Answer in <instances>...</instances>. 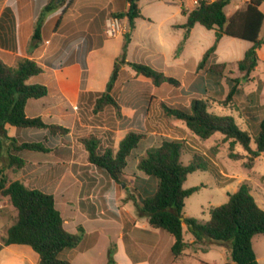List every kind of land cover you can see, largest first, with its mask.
Returning a JSON list of instances; mask_svg holds the SVG:
<instances>
[{
  "label": "trees",
  "instance_id": "1",
  "mask_svg": "<svg viewBox=\"0 0 264 264\" xmlns=\"http://www.w3.org/2000/svg\"><path fill=\"white\" fill-rule=\"evenodd\" d=\"M129 5L128 11L120 17L127 18L130 31L124 35V43L120 56L116 59L106 90L98 92L93 110L98 113L106 108L121 111L120 104L112 91L119 78V61L128 65L138 76L149 79L156 87L164 83L179 87L181 81L167 76L164 72L142 62H127V48L131 42V31L136 27V19L145 18L139 7V0H124ZM67 2L71 6L73 0H49L42 9L32 36V43L42 41V27L49 13ZM233 0H198L194 9L187 12V22L182 26L186 30L184 39L179 44V54L189 38L191 30L199 24L207 30L215 31L214 44L203 54L197 69L196 77L190 86L183 91L192 96L189 105L163 104V110L172 118L185 123L188 130L200 139L207 140L216 133L231 140V147L240 145L253 157L264 154V111L256 103L264 87L259 81L257 90L248 99L250 106L246 109V129L239 126L232 115H222L210 111L209 93L223 89L227 82L229 92L225 102L243 95L240 88L248 82L260 62V49L264 44V12L261 7L264 0H248L245 7L233 13L227 8ZM66 13V10H63ZM224 36L245 40L251 43L244 57L237 62L241 77L227 75L228 64L217 61V50ZM83 83L87 77V62L82 59ZM43 67L36 61L23 58L15 66L6 64L0 59V163L5 159L10 169H22L27 166L24 152L44 155L50 152H69L66 147H59V142L70 133V129L46 123L41 117H29L26 107L30 99L48 96L49 89L45 85L30 84L29 80L43 72ZM79 108H81L79 106ZM81 114V112H80ZM17 129L39 130L37 138L30 141H19L8 135L7 126ZM111 137L108 146L99 138L82 139L88 153L90 164L106 178L121 184L128 160L138 147L142 136L129 132L120 140L115 148V140ZM253 144L255 148L252 147ZM187 145L182 139L164 138L161 145L147 149L137 164V170L144 176L135 177L136 205L140 216L149 220L152 228L160 229L174 236L172 253L175 257L183 254L189 244L184 237V224L195 238L194 244L211 243L227 245L233 264H260L254 249L253 239L264 235V208L254 195L248 182L240 184L237 191L229 194L228 201L210 209V219L203 222L185 216L186 198L200 191L204 186L184 188L189 174L198 170L208 171L209 167L202 155L194 154L188 165L183 164L182 155ZM233 158H240L232 154ZM8 198L16 209L17 215L13 224L7 229L0 244L26 245L39 255V264H72L73 256L67 252L85 250L98 239V233L88 234L82 227L77 233L68 230L62 212L56 204L53 193L44 189L27 186L21 180H10L6 168L0 166V199ZM184 218V220H182ZM110 262H113L112 257Z\"/></svg>",
  "mask_w": 264,
  "mask_h": 264
},
{
  "label": "rangeland",
  "instance_id": "2",
  "mask_svg": "<svg viewBox=\"0 0 264 264\" xmlns=\"http://www.w3.org/2000/svg\"><path fill=\"white\" fill-rule=\"evenodd\" d=\"M161 1L141 0V9L154 17L153 20H156V23L150 25L148 22H139L136 31H131L134 48L131 50L129 58L132 62L147 60L148 51H152L155 45L154 40H150V37L152 36L151 39H153L157 32H167L166 25H162L160 21L165 15L167 16L169 10ZM60 2L61 0L59 2L57 0V3L60 4ZM245 2L247 0H233V3L227 8V13L230 14L244 8ZM123 3H125L124 0H118L117 9L110 10V13L106 12L103 4H95L91 7L80 6L78 8L80 14L74 13L76 17L80 16V23L85 22L80 25V28L85 29L89 26L92 33L98 34V38L102 37L103 33L106 35L107 20L118 17L122 23V32L119 35L124 36L130 31V27L128 20L124 22L125 20L120 17L122 13H125ZM60 7H58L60 11H67L70 5L67 6L66 2ZM262 10L264 11V4ZM52 29H47L46 34L48 35ZM215 39V31L207 30L199 24L196 26L191 47L187 53L188 59H192L189 67H194V64H197L200 49L205 51L214 44ZM170 42L168 39V43L163 46L164 51L168 50ZM250 47L251 43L248 41L229 36L223 37L217 53V61L228 64L227 75L241 77L237 62L244 57L246 50ZM261 57V67H257L250 80L243 82L240 86L243 95L235 96L234 100L225 102L229 92L227 82H224L225 87L223 89L210 91L208 96L210 111L222 115H232L241 128H247L245 111L250 106L248 97L257 90L259 81H264V46ZM105 60L106 58L101 59V64H98L99 69L104 67ZM127 66L119 61V80L112 94L119 104L125 102L128 105H136L139 109L137 113H134L132 117H126L116 108H106L104 111L96 113L93 110L96 98L94 95L91 96L80 104L79 112L81 114L79 113L78 119L69 117L68 120L63 121V126L70 129V133L61 139L59 147H63V149L66 147L69 152L56 153L52 151L44 154L41 156V164H38L37 155L24 152L25 154L23 153L22 156L27 160V166L23 170L17 168L8 170V178L10 180L21 178L30 187L53 193L68 230L77 233L83 225L82 220L76 218L74 212L78 209L90 217H98L101 211H104L102 214H105L108 211L113 212L114 207H117L116 212L120 210L124 217L130 213L139 218L137 199L133 198V195L136 194L134 191L135 177H143V174L137 170L139 160L146 154L147 149L161 145L164 138L182 139L187 145V150L183 152L181 159L183 164L188 165L194 154H199L205 158L209 167L208 171L198 170L189 174L184 183L185 189L204 186L200 191L186 198L185 216L203 222L208 221L211 217L210 209L226 203L229 194L235 192L243 182H248L252 194L260 206L264 208V154L253 157L238 144L231 147V140H225L221 133H216L207 140L200 139L187 129L183 121L169 117L163 110V104H190L192 96L184 95L183 91L188 88L189 82L196 77V73H189L179 87L167 83L155 87L149 79L136 75ZM256 100L260 112L263 114L264 87ZM129 132L138 133L142 139L128 160L129 166L124 171L122 183L117 184L106 178L90 164L82 139L99 138L104 146H108L112 133L115 140L114 147L117 148L120 140ZM252 147L255 148V145L253 144ZM232 154L238 155L240 158H233ZM3 162L4 164L7 163L5 159ZM51 175L53 176L52 179ZM6 211V214L2 216L3 219H0L1 242L8 225L13 224L17 215L14 207L12 210L7 208ZM86 225L89 228V225ZM185 232L186 240L193 239L186 226ZM166 233V235L169 234ZM118 234L119 228L107 229L102 232L93 250L87 253L73 250L70 254L76 255V258L72 264H126L127 258L120 255L122 251L120 250ZM254 246L255 249L264 254V235L255 237ZM111 257L113 262H110ZM197 259L208 261L211 264L232 263L230 249L227 245L212 244L206 253L198 252L196 254ZM262 264H264V260Z\"/></svg>",
  "mask_w": 264,
  "mask_h": 264
},
{
  "label": "crops",
  "instance_id": "3",
  "mask_svg": "<svg viewBox=\"0 0 264 264\" xmlns=\"http://www.w3.org/2000/svg\"><path fill=\"white\" fill-rule=\"evenodd\" d=\"M48 2L49 0H0V59L10 66H15L20 59L29 58L43 67L44 71L40 75L32 77L29 83L47 86L49 94L44 98L30 99L26 107V113L29 117H41L46 123L63 126V121L68 120L69 117L71 119H78L81 103L93 95L96 98L98 92L106 90L115 61L122 52L124 36L117 35L115 38L109 37L107 34L106 36L103 33L102 37L98 38V34L92 33L89 26L85 29L80 28V25L85 22L82 21L80 23V16L76 17L74 13L80 14L78 11L80 6L91 7L95 4H103L106 12L110 13V10L117 9L118 0H74L65 14H63V11H60L61 7L48 14V18L42 27V41L34 44L32 43V36L36 22L42 9ZM161 2L169 10L167 16L165 15L160 21L162 25H166L167 32H157L153 39H151L152 36L150 37V40H154L155 45L152 51H148L147 60L142 61V63H147L157 70L164 72L167 76L175 77L183 83L184 78L189 73L195 74L203 54L208 49L203 51L201 48L197 64H194V67H189L192 59H188L187 53L190 50L193 32L197 24L191 30L182 51L176 54L177 48L184 39L186 32L182 28L187 22V15L184 14L183 10L187 12L191 11L198 4V0H162ZM123 4V11L126 13L129 5ZM138 4L141 9V0H139ZM141 12L145 18L136 19L134 32L139 22H148L150 25L156 23V20H153L154 17L145 13L143 9H141ZM123 19L125 20L124 22H127L126 17ZM102 21L100 20L101 25ZM51 28H53L52 31L47 35V29L51 30ZM168 39L171 42L168 50L164 51L163 46L168 43ZM222 39L219 42L217 53ZM263 46L259 52L260 61L262 59ZM133 48V39L131 37L126 54L127 62H132L130 61L129 54ZM102 58H106V60L104 67L99 69L98 64H101ZM82 59L86 60L88 66L85 84L83 83ZM260 67L259 62L258 68ZM193 80L189 82L187 87L190 86ZM120 104L121 112L126 117H132L139 110L136 105H128L125 102H120ZM7 131L10 137H16L22 142L37 138L40 132L36 129H17L9 125L7 126ZM35 155L39 159L38 164H41L42 155ZM0 166L6 168V174L10 170L7 163L4 164L3 161L0 163ZM23 169L25 168L20 170ZM52 178L53 176L51 175ZM17 180H21L26 184V181L21 178ZM26 185L29 186L28 184ZM7 208L12 210L13 206L8 198H2L0 200L1 220L3 219L2 216L7 212ZM116 208L114 207L113 212L108 211L105 214H102L104 211H101L98 217H90L79 209L74 211L76 218H80L83 225H85H81V227L88 234H99L98 239L89 248L82 251H74L87 253L93 250L102 232L107 229L119 228V245L122 251L120 255L127 258L126 264H211L208 261L196 260V254L198 252L206 253L212 244L206 242L196 245L194 244V237L193 239L186 240L185 224L183 227L184 237L189 246L182 255L175 257L172 253V246L175 242L173 235L170 233L166 235L165 231L152 228L148 218L145 216L137 218L127 213L128 215L124 217L120 210L116 212ZM86 224L89 225V228ZM11 225L9 224L7 229ZM91 226L93 228H90ZM0 244H2L1 241ZM70 252L72 251L67 252V254L73 256L74 260L76 255L70 254ZM255 252L258 261L262 264L264 254L258 249H255ZM0 264H39V255L26 245H2L0 249Z\"/></svg>",
  "mask_w": 264,
  "mask_h": 264
},
{
  "label": "built area",
  "instance_id": "4",
  "mask_svg": "<svg viewBox=\"0 0 264 264\" xmlns=\"http://www.w3.org/2000/svg\"><path fill=\"white\" fill-rule=\"evenodd\" d=\"M248 1V0H247ZM106 34L109 37H115L122 32V23L118 17H112L106 22Z\"/></svg>",
  "mask_w": 264,
  "mask_h": 264
},
{
  "label": "water",
  "instance_id": "5",
  "mask_svg": "<svg viewBox=\"0 0 264 264\" xmlns=\"http://www.w3.org/2000/svg\"><path fill=\"white\" fill-rule=\"evenodd\" d=\"M182 220H184V218H182Z\"/></svg>",
  "mask_w": 264,
  "mask_h": 264
}]
</instances>
